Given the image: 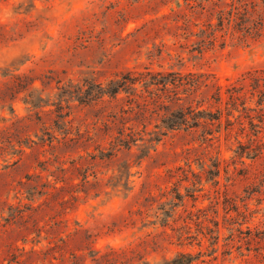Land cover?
I'll return each instance as SVG.
<instances>
[{
	"label": "rangeland",
	"instance_id": "1",
	"mask_svg": "<svg viewBox=\"0 0 264 264\" xmlns=\"http://www.w3.org/2000/svg\"><path fill=\"white\" fill-rule=\"evenodd\" d=\"M147 68L209 85H170L140 107L101 96ZM261 71L264 0H0V264H160L182 251L192 264H264ZM217 85L212 140L202 123L150 144L162 106L215 111ZM121 133L138 140L103 155ZM174 188L183 204L169 226L152 224Z\"/></svg>",
	"mask_w": 264,
	"mask_h": 264
},
{
	"label": "trees",
	"instance_id": "2",
	"mask_svg": "<svg viewBox=\"0 0 264 264\" xmlns=\"http://www.w3.org/2000/svg\"><path fill=\"white\" fill-rule=\"evenodd\" d=\"M256 73H259L258 70H255ZM261 73H264V71H261ZM253 74L251 71H249V75ZM5 75H7L5 73ZM253 79L258 80V84L260 80H264L261 78V74L253 75ZM22 75H17L16 80L17 85L20 87L19 91L26 90V86L23 83ZM245 78V77H244ZM209 77L206 76L204 73H192L189 72L187 74H183L182 72H163V71H153L149 68H147V71L143 72H133V71H127L125 73H121V76H118L115 79H111L107 85L106 88L102 87L100 84V88L103 92L101 96L104 94H109L114 98H118V96L121 94V92L128 93L130 99L129 103L133 104L135 102L136 107H140L141 105L147 106L149 103L148 99L157 100V96L159 95L160 90L169 91L170 85H172L174 88L184 86V92H187L188 90L195 89V91L200 88L202 85L208 86ZM34 82V81H32ZM139 87H141V91L139 92ZM175 90V89H174ZM172 90V91H174ZM231 94L230 98L233 102V105L235 104V100H237L239 97L238 95H235L236 89L235 87L228 89ZM263 93L264 91L261 90ZM179 92H175V95L177 96V99L180 100V96L178 95ZM30 99H26V102L31 104L34 107H41L42 104H39L38 98H35L33 96V93H30ZM264 96V95H263ZM161 97L158 96V99ZM212 98L215 100V103L217 104L216 110H212L211 107H202V104H198L197 107H193L192 105H188L186 107H182L179 109H172L167 104L162 106L160 109L164 108L165 113L161 119V123L155 125L158 131H155V135L152 136L148 141L150 144L155 142H159L163 136L167 135L170 131L184 127L185 129L198 127L200 124L205 123L206 129L204 133L206 134L205 140H212L214 138V133L219 132L221 130L222 126V118L224 115V112L222 110L221 104L223 103V95L221 93V87L217 85L216 92L212 95ZM262 100V99H261ZM204 101V100H203ZM143 102V103H142ZM261 104V102L259 103ZM243 109H251L246 106V103H242ZM133 107V105H131ZM11 111L14 112L13 107H11ZM232 114V110L230 109L227 113V125H230L232 123L230 116ZM204 121V122H203ZM151 133V132H148ZM138 140V137H136V133H130L128 134V137H123V133L120 134V137L116 139L114 142V145H112V149L106 153H103L105 156H111L113 154V151L118 146H125V147H131L132 142H136ZM144 140V138H142ZM151 147V146H150ZM216 170H208L207 172L209 174H213V176H218L220 173L218 165H216ZM174 195L173 198L170 201L162 202L155 211V217L156 219L153 220L151 223L154 225L160 224L163 227H167L170 225V220L173 218V216L176 213V209L178 206L182 205L184 202V195L181 193V191L178 188L173 189ZM165 195V193H164ZM187 196H192L195 198V195L193 193L187 194ZM153 203H151V206ZM215 226H218V222L215 221ZM184 228H188L187 225L184 226ZM211 232H214L212 230ZM183 232H180L179 239L182 238ZM190 237V236H189ZM213 239H215V242L219 239V235H212ZM191 238V237H190ZM114 252L116 250H113ZM195 259V256L191 252H180L178 253L174 258L171 259H165L160 264H192ZM137 264H150V261L142 260V257L139 259Z\"/></svg>",
	"mask_w": 264,
	"mask_h": 264
}]
</instances>
